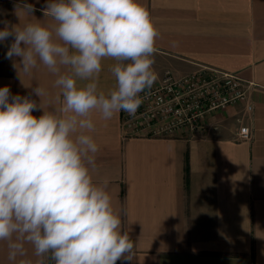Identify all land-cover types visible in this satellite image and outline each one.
I'll use <instances>...</instances> for the list:
<instances>
[{
	"label": "crops",
	"instance_id": "obj_1",
	"mask_svg": "<svg viewBox=\"0 0 264 264\" xmlns=\"http://www.w3.org/2000/svg\"><path fill=\"white\" fill-rule=\"evenodd\" d=\"M26 2L43 20L46 0ZM139 2L159 31L155 82L166 70L182 75L199 65L237 72L252 83L253 110L232 105L208 116L206 133L182 129L168 138L125 136L121 112L107 121L94 113L92 135L100 149L94 181H109L122 229L135 242L133 260L117 264H264V0ZM15 3L0 0V21L20 23ZM42 22L52 23L48 17ZM10 43H0V87L24 96L39 84L50 93L45 108L58 107L55 77L41 67L22 84L5 58ZM113 63L102 61V91L115 85ZM242 124L251 127L250 140L237 139ZM7 252L0 241V264H13Z\"/></svg>",
	"mask_w": 264,
	"mask_h": 264
},
{
	"label": "clouds",
	"instance_id": "obj_2",
	"mask_svg": "<svg viewBox=\"0 0 264 264\" xmlns=\"http://www.w3.org/2000/svg\"><path fill=\"white\" fill-rule=\"evenodd\" d=\"M14 11L19 24L0 21V43L11 40L5 58L22 84L41 67L52 74L59 106L45 108L50 93L39 84L24 96L0 87V241L7 259L131 261L135 242L122 229L109 181H94L100 149L93 115L107 121L121 111L136 114L141 93L158 79L159 31L139 0H46L41 11L50 24L26 0H16ZM104 60L114 61L115 85L107 92L99 88Z\"/></svg>",
	"mask_w": 264,
	"mask_h": 264
},
{
	"label": "built area",
	"instance_id": "obj_3",
	"mask_svg": "<svg viewBox=\"0 0 264 264\" xmlns=\"http://www.w3.org/2000/svg\"><path fill=\"white\" fill-rule=\"evenodd\" d=\"M252 83L237 72L199 65L191 72L175 75L166 70L151 89L141 93L143 103L134 116L121 111L125 136L168 138L182 129L192 134H204L210 129L209 115L222 112L232 105L248 102ZM252 130L242 124L237 139L250 140Z\"/></svg>",
	"mask_w": 264,
	"mask_h": 264
},
{
	"label": "rangeland",
	"instance_id": "obj_4",
	"mask_svg": "<svg viewBox=\"0 0 264 264\" xmlns=\"http://www.w3.org/2000/svg\"><path fill=\"white\" fill-rule=\"evenodd\" d=\"M46 264H51V261L46 262Z\"/></svg>",
	"mask_w": 264,
	"mask_h": 264
}]
</instances>
